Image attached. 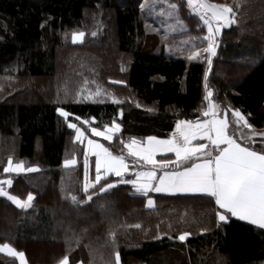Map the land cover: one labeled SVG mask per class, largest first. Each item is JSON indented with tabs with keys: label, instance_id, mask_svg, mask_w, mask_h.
Returning <instances> with one entry per match:
<instances>
[{
	"label": "trees",
	"instance_id": "trees-1",
	"mask_svg": "<svg viewBox=\"0 0 264 264\" xmlns=\"http://www.w3.org/2000/svg\"><path fill=\"white\" fill-rule=\"evenodd\" d=\"M219 2L235 21L209 64L206 25L188 0H0V178L11 180L9 196H33L21 207L0 194V244L28 264H116L115 252L119 264H264V228L219 221L210 194H139L132 171L85 192V146L69 127L91 135L118 122L102 141L128 157L132 138H167L180 120L205 118L210 90L222 110L264 130V0ZM241 129L231 123L236 138ZM175 157L158 160L183 167ZM9 158L38 169L6 172ZM0 264L21 263L0 251Z\"/></svg>",
	"mask_w": 264,
	"mask_h": 264
},
{
	"label": "snow or ice",
	"instance_id": "snow-or-ice-1",
	"mask_svg": "<svg viewBox=\"0 0 264 264\" xmlns=\"http://www.w3.org/2000/svg\"><path fill=\"white\" fill-rule=\"evenodd\" d=\"M198 3L202 13H210V17L205 19V23L208 24L209 36L207 37L209 44L207 52L211 55L215 54V47L213 46V28L211 20L228 22V14L233 12V9L228 5H221L215 3H208L207 0H189V3ZM175 7V6H173ZM219 25L217 26V30ZM84 36L83 32L73 33L72 38L74 41L82 40ZM196 52L193 56L198 55ZM208 63L211 64L209 58ZM211 96V92H209ZM215 105H210L208 111L204 113L208 116L212 114L213 119L205 120L194 126L198 131H201L212 145L216 146L219 151L214 158L204 159L200 162L193 163L191 167L184 168L181 172H165L163 176L159 177V184L153 186V181L157 179L154 171H147L139 173V178L132 183L137 185V190L147 194L148 190L155 192H202L208 193L212 197H215V202L219 205L220 209L225 210L231 216L239 217L242 220L251 221V223L259 225L264 228V151H254L250 147L243 146L238 143L236 139L228 135V122L227 119L215 118ZM60 114L67 118L70 113L63 108L58 109ZM237 117V123L241 121L243 124L252 128L247 118L239 110L234 112ZM87 123V121H85ZM114 123V122H113ZM181 124H189L184 121ZM69 127L77 129L78 136L84 135L83 131L77 128L75 123H70ZM120 124L114 123V129L109 128V134L101 131L99 128H93L92 131L97 135L105 136L106 139L111 140L110 134L114 130H119ZM180 131V136L168 139L157 140L155 137H148L149 146L146 149H141L138 146V142L135 138H132L131 142L127 145L130 153L133 156L140 155L144 160L153 166L160 164L165 165L168 161H156L154 159V153L158 150L166 152H174L178 158L183 160H191L198 153L204 152L206 156H211V153L205 152L206 145L201 143L194 147H189L190 139L195 137V133L181 129L180 124L177 125ZM255 134V133H254ZM264 135V134H261ZM155 142L153 144L152 142ZM88 144L92 146V150L95 151L98 157L96 161V181L100 180V169L103 165L109 171L115 172L117 176L121 175L123 171L127 170V163L123 156H113L108 148L104 145L96 143L92 140L88 141ZM224 145L223 147H220ZM75 161H65V164H74ZM22 164H17L13 167L12 160L9 158L8 167L5 171H20ZM11 184V180L8 181ZM112 185H106L101 187V191L105 190V187H111ZM89 185L85 183L84 191L87 192ZM0 194L9 196V193L4 191L0 187ZM10 199L17 202L21 207L30 206V202L33 199L31 194L28 195L27 201H22L19 197L9 196ZM73 201L76 197H72ZM91 200L92 197L88 196ZM149 205H153V201L149 199ZM219 219L226 221L228 216L224 212L219 213ZM114 240L115 234L112 233ZM188 233H183L179 236L180 240H184ZM0 249H8V251L17 255L23 260L24 253L17 252L9 245H0ZM119 252H115L116 264H119ZM60 264H69L67 256L63 258Z\"/></svg>",
	"mask_w": 264,
	"mask_h": 264
},
{
	"label": "rangeland",
	"instance_id": "rangeland-1",
	"mask_svg": "<svg viewBox=\"0 0 264 264\" xmlns=\"http://www.w3.org/2000/svg\"><path fill=\"white\" fill-rule=\"evenodd\" d=\"M189 1V0H188ZM220 0H207V2L208 3H215V4H221V5H227V4H224V3H222V2H219ZM229 6V5H228ZM191 7H192V10H193V12L195 13V14H197V15H199L202 19H203V21H204V23H205V19H207V18H209L210 17V13H202V10L199 8V4L198 3H196V2H194V3H192L191 4ZM234 16H235V13H234V11L232 12V13H229L228 14V22L227 23H225V21H223V20H221V21H216V20H211V23H212V28H213V41H214V44H213V46L215 47V54L214 55H211L210 53H208L207 52V48H208V45H207V47H205L204 48V52H205V54H207L208 55V60H209V58L211 59V61H212V57H214L215 55H216V52H217V49H218V44H219V34L221 33V31H222V29L224 28V27H228V26H230V24H232V23H234ZM205 25H206V29H207V37L209 36V28H208V24L207 23H205ZM219 25V28H218V30H217V26ZM78 32H82V31H74L73 33H78ZM73 33H71L70 34V38H71V40L73 41V42H75V43H80V42H82L83 40H84V37H85V33H84V36H83V38H82V40H76V41H74L73 40V38H72V34ZM96 32L95 31H92V33L91 34H95ZM208 44H209V41H208ZM43 90H44V88L43 87H41V86H39V88H38V91H40V93L41 92H43ZM209 92H211L210 90L209 91H207V98H206V102H207V105H208V108L210 107V105H215V108L214 109H216V103L213 101V99H212V93H211V96H209ZM208 110V109H207ZM228 110H229V113L227 112V114H228V116H227V119H228V122H229V125H230V122L232 123H234V124H237L238 126H241V124L243 125V127H242V129H241V139L244 141V142H241L242 144H244V145H247V146H251L253 149H255V150H257V151H264V135H261V134H264V130H254V131H252L250 128H248V127H245V125L243 124V122L241 121L240 123H237V117H235V115H234V112H235V110H233V109H229L228 108ZM71 123H74V122H71ZM114 123H116V124H119L118 122H114ZM114 123H112V124H109V125H107V126H105V127H103V128H99L100 130H104V132H105V134H108V133H106L107 131H106V128L109 126V127H112V128H114ZM76 125H77V128H79V129H81L82 131H83V133L85 132V130L83 129V128H81V126H79L77 123H75ZM86 124V123H85ZM88 125V122H87V124H86V126ZM108 127V128H109ZM93 128H98V127H91V132H93L92 131V129ZM76 132H77V129H76ZM86 133V132H85ZM255 133V134H254ZM77 136H78V132L76 133V139H77ZM86 136L87 137H90L91 139L93 138V139H97L96 138V136H94L93 134H91V135H88V133H86ZM81 137V136H80ZM114 138V137H113ZM113 138L111 139V140H113ZM80 139V138H79ZM79 139H77L79 142H80V140ZM101 139V142L100 143H102V144H104V142L102 141V139H106V138H100ZM140 140H142V141H146V139H140ZM130 141H128V143H129ZM81 143V142H80ZM105 145V144H104ZM126 145V144H125ZM85 146V145H84ZM128 151V150H127ZM85 152H86V156L88 155L87 154V151L85 150ZM205 152H208V153H211L212 154V152H211V150H210V148L209 149H207ZM117 155V154H116ZM119 155V154H118ZM89 156V155H88ZM206 156V155H205ZM127 159H129V167H130V169H129V171L128 172H126L125 174H128L129 172H135V170H137L139 167L141 168L142 166H145V167H148V168H157L158 169V171L159 170H162V169H164L165 168V166L167 165V164H165V165H160V164H157V165H155V166H153L152 164H148V163H145V162H142V164H141V162L140 163H138L137 162V159L135 160V159H133L131 156H128V157H126ZM202 158H209V157H204L203 155H198V156H194L191 160H182L181 162H178V164H180V165H182V166H187L188 164H192V163H195V161H197V160H201ZM176 159V158H175ZM174 159V160H175ZM71 160H76V158H73V159H69V160H66V161H71ZM161 161H166V159H163V160H161ZM172 161V160H171ZM86 162V161H85ZM94 164V166H92V169H91V165L89 166V164H87L86 163V165H85V171H86V178H85V181H86V183L89 185V187L90 186H92V185H94V183H96V182H98V181H95V179H96V176H95V173H97V171H96V162H93ZM12 164H13V167H15L17 164H22V169L20 170V171H11V172H23V171H33V170H36V169H38V167L37 166H35V165H33V166H28L25 162H23V161H17V162H12ZM67 165H69V164H67ZM92 170V171H91ZM104 173H106V171H104ZM100 175H102L101 173H100ZM108 175H110V174H103L102 175V177H104V176H108ZM114 175V174H113ZM101 177V178H102ZM100 178V179H101ZM8 179H5V178H0V187H2L3 189H4V191H6V187L9 185V183H8ZM7 192V191H6ZM27 201V200H26ZM15 202V201H14ZM17 205H19L17 202H15ZM20 206V205H19ZM186 238V237H185ZM0 245H5V244H0ZM6 245H9V244H6ZM12 249H15V248H13L11 245H9ZM16 250V249H15ZM0 251H2V252H4V253H6V254H9V255H13V254H11L9 251H8V249H0ZM17 251V250H16ZM17 252H19V251H17ZM13 256H16L17 258H18V260L20 261V263L21 264H28L27 263V261H26V258H25V255H24V257H23V260H21V258L19 257V256H17V255H13ZM60 264V263H59Z\"/></svg>",
	"mask_w": 264,
	"mask_h": 264
},
{
	"label": "crops",
	"instance_id": "crops-1",
	"mask_svg": "<svg viewBox=\"0 0 264 264\" xmlns=\"http://www.w3.org/2000/svg\"><path fill=\"white\" fill-rule=\"evenodd\" d=\"M209 109V108H208ZM208 111V110H207ZM214 111H215V118L216 119H227V116H228V114H227V112L229 113V111L228 110H222L217 104H216V109H214ZM211 119H213V116H212V114L211 113H209V115L208 116H205V118H203V119H197V120H194V121H190V120H186V119H184V120H180L178 123H177V125L178 124H180V127H181V129H184V130H187V131H190V132H192V133H195V137L194 138H192V139H190V142H189V147H194L195 145H197V144H201V143H203V144H205L207 147H206V149H205V151L207 150V149H209L210 148V150H211V152H212V154H211V156H205V154H204V152H201V153H198L196 156H198L199 154L200 155H203L204 157H209V158H214L215 157V155H217L218 154V151H219V149L216 147V146H214V145H212L211 144V142L207 139V137L201 132V131H198L195 127H190V126H194V125H196V124H198V123H201V122H203V121H205V120H211ZM184 121H187V122H189V124H181V122H184ZM227 122H228V119H227ZM241 126L243 127V125L241 124ZM241 126H239V128H242ZM109 127V126H108ZM106 128V133H108L109 134V132H108V129L109 128H112V127H109V128ZM246 127V126H245ZM230 128H231V122H230V125H229V122H228V129H227V132H228V135H230V136H232L234 139H236L237 140V142L238 143H241L240 141H242V142H244L242 139H241V133L239 132L237 135V138L233 135V133H231L230 132ZM114 129V128H113ZM120 130H121V128L119 129V130H114V131H112L110 134L112 135V138L113 137H115V135L116 134H118L119 132H120ZM101 131H103L104 132V130H101ZM92 134L94 135V136H96V138L97 139H91L90 137H87L86 136V133L84 132V135H82L81 137H80V142L81 143H83L84 145H85V150L87 151V154L89 155H85V161H86V163L87 164H89V166L91 165V169H92V166H94L93 164V162H96L97 161V159H98V157L96 156V154H95V151L94 150H92V146H90L89 144H88V141L89 140H92V141H94V142H96V143H99V144H102V143H100L101 142V139L100 138H106L105 136H100V135H97L95 132H92ZM107 135V134H106ZM180 136V131L178 130V128H177V126H176V129L174 130V132H173V134L170 136V137H167V138H161V137H156V136H148V137H155L157 140H168V139H173V138H176V137H179ZM148 137H146L145 139H146V141H142V140H140V139H138V138H135V140L138 142V146L141 148V149H146L148 146H149V140H148ZM239 137V138H238ZM132 140V139H131ZM131 140H130V142H131ZM129 142V143H130ZM128 142H126V147H127V145L129 144ZM153 144H155V142L153 141L152 142ZM242 144V143H241ZM102 145H104V144H102ZM243 146H246V147H249V146H247V145H244V144H242ZM224 145H221L220 147H223ZM104 147L105 148H108L106 145H104ZM250 148L252 149V150H254V151H257V150H255V149H253L251 146H250ZM109 149V148H108ZM127 150H128V156H131L133 159H137V162L138 163H140L141 162V164H142V162H145V163H148L146 160H144L143 158H142V156H140V155H137V156H133L131 153H130V151H129V149H128V147H127ZM109 151L111 152V150L109 149ZM112 153V155L113 156H123L124 157V159H125V161H126V163H127V170L126 171H123L122 172V174L121 175H119L120 177H125V173L126 172H128L129 171V169H130V167H129V159H127L124 155H116V154H114L113 152H111ZM85 154H86V152H85ZM167 154H175L174 152H166V151H161V150H158V151H156L155 153H154V159L156 160V161H158L159 162V160H158V156L159 155H167ZM175 156H176V154H175ZM176 159L174 160H172L171 162H181L183 159H181V158H178L177 156L175 157ZM209 158H202L201 160H197V161H195V163H197V162H200V161H202V160H204V159H209ZM71 161H75V163L74 164H69V165H76L77 164V159L76 160H71ZM170 162V163H171ZM149 164V163H148ZM193 164V163H192ZM192 164H188L187 166H183V167H180V168H164V169H162V170H159L158 171V169L157 168H148V167H145V166H142L141 168L139 167L137 170H135V172H134V177H133V179L131 180V183H132V181H136L138 178H139V173H141V172H147V171H154L155 173H156V176H157V179L156 180H154L152 183H153V186H157L158 184H159V177H161V176H163V174L165 173V172H169V173H171V172H181V171H183L184 170V168H186V167H191V165ZM180 165V164H179ZM92 171V170H91ZM97 171V170H96ZM104 171H106V173H104ZM100 173L103 175H105V174H114V175H116L115 174V172H112V171H109L106 167H104L103 165L101 166V169H100ZM97 175V173H95V176ZM102 175H100V178L102 177ZM95 181H96V179H95ZM133 185H134V188H135V190L137 191V193H139V194H145L144 192H142V191H138L137 190V185L136 184H134V183H132ZM150 191H152V190H148L147 191V193L148 192H150ZM163 193H202V192H167V191H165V192H163ZM203 194H208V193H203ZM215 198V197H214ZM149 199H151L153 202H154V200L152 199V198H149ZM149 201V200H148ZM149 204V203H148ZM154 204V203H153ZM149 206H152V205H149ZM218 207H219V205H218ZM220 212H224V214L225 215H227L228 216V219L230 218V214L229 213H227L225 210H223V209H220V207H219V209H218V213H217V218H218V220L219 221H221V222H223L222 220H220L219 219V213ZM233 217H235V216H233ZM236 218H239V217H236ZM227 219V220H228ZM240 219V218H239ZM226 220V221H227ZM245 221H248V220H245ZM225 222V221H224ZM248 222H251V221H248ZM256 225V224H255ZM259 226V225H258ZM188 236V235H187ZM186 236V237H187Z\"/></svg>",
	"mask_w": 264,
	"mask_h": 264
}]
</instances>
